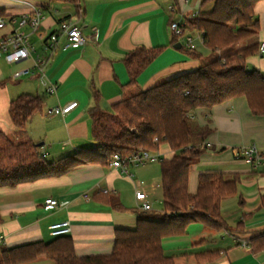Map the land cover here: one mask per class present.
Instances as JSON below:
<instances>
[{"label": "crops", "instance_id": "crops-1", "mask_svg": "<svg viewBox=\"0 0 264 264\" xmlns=\"http://www.w3.org/2000/svg\"><path fill=\"white\" fill-rule=\"evenodd\" d=\"M171 6L175 12L170 11ZM212 7V3L202 6V0H0V11H4L7 20L31 14L34 9L41 12L43 18L37 32L29 27L21 30L29 36L37 54H42L45 37L65 20L79 24L83 35L91 39L83 47H61L52 58L47 75L58 85L57 95L47 94L36 75L13 81L14 72L33 66L31 60L11 65L0 58V128L16 143L28 140L36 145L43 143L38 151L52 162L95 146L91 136L92 114L108 111L114 104L196 70L201 62L211 59L210 51L197 39L198 33L191 30L195 49L203 59L193 60L182 54L181 49H175L170 24L181 16L197 17ZM256 14L261 22L260 43L264 42V1L257 5ZM14 28L16 25L0 30V37ZM96 31L98 36L94 37ZM141 46L166 47V50L140 76L138 85L126 90L123 86L129 82V76L123 59L126 53ZM248 69L264 74V54L249 58ZM95 92L100 97L98 101ZM22 94L45 95L46 105L25 128L17 129L9 109L11 102ZM73 101L78 107L68 115L49 114L52 108ZM192 115L201 127L207 126L212 132L207 139L209 150L196 161L190 174L189 193L196 194L201 173L239 175L237 195L225 199L221 208L224 219L234 230L216 231L202 223H193L185 236L163 240L164 253L174 257L176 264H264V250L254 252L250 242L264 234L261 204L264 165L254 169L235 159L237 150L252 145L264 154V118L254 116L244 98L229 100L211 111L198 109ZM157 154L160 159H170L174 152L162 147ZM154 164L130 166L127 173L110 165H82L62 177L0 188L3 217L0 249L50 242L53 240L50 225L70 221L69 236L78 257L111 254L115 230L137 226L142 211L138 209L135 192L143 191L153 200L159 194L157 190L162 189L161 169L158 172ZM48 198L67 204L45 211L43 204ZM227 207L232 212L223 211ZM240 223L242 226L235 229ZM243 242L247 243L246 247L242 246ZM207 252H219L218 259L214 262L196 259ZM29 264L52 262L41 257Z\"/></svg>", "mask_w": 264, "mask_h": 264}, {"label": "trees", "instance_id": "trees-1", "mask_svg": "<svg viewBox=\"0 0 264 264\" xmlns=\"http://www.w3.org/2000/svg\"><path fill=\"white\" fill-rule=\"evenodd\" d=\"M262 1L202 0V6L212 3V9L187 23L191 31L202 35L211 60L114 104L111 111L92 114L93 147L48 162L34 142L16 143L0 128V188L62 177L82 165L107 167L115 154L128 159L141 151L156 154L162 147L174 152L172 158L160 160L163 210L142 211L135 229H116L111 254L78 257L72 238L61 236L50 242L0 249V264H29L41 257L52 264H176L174 257L164 253L165 238L185 236L193 223L216 231L234 230L221 208L225 199L237 195L239 175L201 173L196 194L189 193L190 174L196 161L209 150L207 139L212 132L207 126L201 127L192 114L244 98L251 113L264 118V74L248 69L249 58L259 54L261 22L256 7ZM2 18L6 19L4 11H0ZM178 42L174 37L172 45ZM233 47L237 49L229 52ZM165 50L141 46L126 53L123 61L129 82L123 88L136 87L140 76ZM183 50L193 60L203 59L193 48L182 45ZM99 98L95 92V100ZM45 105V95L18 96L10 104L12 124L25 128ZM261 204L264 207V197ZM250 242L254 252L264 250V234ZM218 257L219 252H207L196 259L214 262Z\"/></svg>", "mask_w": 264, "mask_h": 264}, {"label": "built area", "instance_id": "built-area-1", "mask_svg": "<svg viewBox=\"0 0 264 264\" xmlns=\"http://www.w3.org/2000/svg\"><path fill=\"white\" fill-rule=\"evenodd\" d=\"M170 11L175 12V7L171 6ZM42 18L41 12L34 9L31 14L23 15L18 19H0V30L5 29L7 26L16 25V28L0 37V58H3L11 65L31 60L33 66L14 72L12 75L13 81H19L26 76L36 75L39 83L45 88L47 94L57 95L58 85L52 82L47 75L48 66L52 58L61 47L64 49L83 47L91 39L83 35L82 27L79 24L65 20L58 25L56 31L45 37L43 40L42 54H37L35 47L30 42L29 36L21 30L25 27H29L32 31L37 32ZM188 20L189 19L186 17L181 16V19L178 21L171 22L170 29L174 37H177L179 40H184L188 47L195 49L194 38L189 33ZM97 36L98 31L95 32L94 37ZM197 39L203 41L200 33H198ZM259 54H264V42H260ZM77 107L78 103L73 101L66 105H59L52 108L49 114L64 117ZM43 157L45 158V156ZM235 159L237 161H243L254 169H258L264 165V154L256 145L237 150L235 152ZM160 160L157 153L154 154L150 151H141L128 159H123L119 154H115L110 162V166L127 173L130 166L140 167L148 163L159 162ZM135 198L138 202V209L140 211L149 212L154 210L153 203L149 199L147 193L137 190L135 192ZM66 204L67 203H60L57 199L48 198L45 200L43 208L45 211H52L64 207ZM49 231L53 238L69 236L72 232V226L70 221L57 222L50 225ZM2 241L3 240L0 238V244ZM242 246L246 247L247 243L243 242Z\"/></svg>", "mask_w": 264, "mask_h": 264}, {"label": "rangeland", "instance_id": "rangeland-1", "mask_svg": "<svg viewBox=\"0 0 264 264\" xmlns=\"http://www.w3.org/2000/svg\"><path fill=\"white\" fill-rule=\"evenodd\" d=\"M190 30V29H189ZM179 42L182 44V45H184L185 47L187 46V44H186V42L184 41V40H179ZM249 43V42H248ZM199 48V47H198ZM237 49V47H233V49L232 50H229V52L230 51H233V50H236ZM195 51H197V52H199L197 49H195ZM182 54H186L187 55V53H186V51H180ZM213 58V57H212ZM211 59H209L208 61H210ZM205 62H207V60L206 61H203V62H201V64H200V66L204 63L205 64ZM8 67V66H7ZM23 80H25V79H22V81ZM21 82V81H20ZM22 83V82H21ZM40 86H41V84H39ZM42 88H43V86H41ZM108 111H111V109H109ZM54 117H57L58 115H53ZM91 147V146H90ZM70 156V155H69ZM48 162H52V159L51 158H48ZM57 160H59V159H57ZM57 160H55V161H57ZM198 161H200V160H198ZM154 167L156 168V169H158L157 171L159 172V169H160V161L159 162H156V164H154ZM143 168H135V170H137V171H143L142 170ZM157 193H159L158 194V196H154V198H152L153 200H151L152 201V203H153V205H154V210L155 211H157V212H161L162 210H163V197H162V189L161 188H159L158 190H157ZM156 193V194H157ZM223 211H225L226 213H230V212H232V210L229 208V207H227V209H225V210H223Z\"/></svg>", "mask_w": 264, "mask_h": 264}, {"label": "water", "instance_id": "water-1", "mask_svg": "<svg viewBox=\"0 0 264 264\" xmlns=\"http://www.w3.org/2000/svg\"><path fill=\"white\" fill-rule=\"evenodd\" d=\"M181 47H182V44L180 42H178V43H176L174 45L175 49H181ZM41 146H43V143H40V144L37 145L38 148L41 147Z\"/></svg>", "mask_w": 264, "mask_h": 264}]
</instances>
